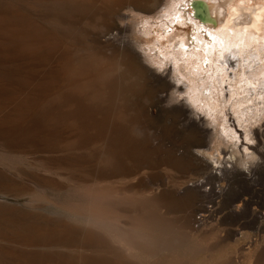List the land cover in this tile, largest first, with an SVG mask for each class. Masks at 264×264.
Returning a JSON list of instances; mask_svg holds the SVG:
<instances>
[{"label":"bare ground","instance_id":"obj_1","mask_svg":"<svg viewBox=\"0 0 264 264\" xmlns=\"http://www.w3.org/2000/svg\"><path fill=\"white\" fill-rule=\"evenodd\" d=\"M161 8L162 0H0V264H147L179 243L171 222L135 196L153 193L156 179L157 191L169 199L164 188L171 183L186 190L171 179L175 144L167 148V136L143 124L146 118L135 107L150 102L143 74L179 91L166 80L171 72L183 83L188 104L218 121L222 143L235 144L239 136L225 110L246 128L248 139L252 124L263 119L264 0L168 3L166 14L146 20L141 32L147 36L152 25L160 28L149 46L159 69L152 72L139 62L123 11L151 15ZM116 19L126 23L109 37ZM169 61L172 71L166 69ZM163 146L161 153L143 152ZM38 151L49 154L48 165L31 162ZM226 159L214 162V172L234 168ZM240 163L253 175V161ZM60 169L87 184L69 191L80 204L74 211L56 204L75 188ZM202 187L194 184L196 194L184 202L195 212L202 209ZM203 193L212 196L211 190ZM119 219L130 227L118 225ZM178 224L187 236L197 232L190 213Z\"/></svg>","mask_w":264,"mask_h":264},{"label":"rangeland","instance_id":"obj_2","mask_svg":"<svg viewBox=\"0 0 264 264\" xmlns=\"http://www.w3.org/2000/svg\"><path fill=\"white\" fill-rule=\"evenodd\" d=\"M162 1L164 3V8L157 10L151 15H144L143 13L139 12L132 13L131 11L127 10L123 11L129 15L128 23H130L131 27L130 34L132 35L133 39H135L132 43V46L134 51L138 53L139 56H141L139 62L142 64V66H144V68H148L152 72L159 71V69L152 60L149 46L155 42V34L160 32V28L152 25L147 36L142 35L141 32L144 30V22L146 20L150 23L158 21L160 17L166 14L165 12L167 10L168 3H172L173 0ZM114 23L115 25L113 24L112 29H110L111 35L109 37H112L116 32V28L124 25L126 21L116 19ZM133 23L136 24L133 26ZM133 27L134 32L132 30ZM175 30H177L178 34H180L178 29ZM174 38L175 36L172 38V40ZM162 40L165 42L164 39H161V41ZM165 48L167 49L168 46H165ZM230 59L231 61L229 62L232 64V67H234V59ZM166 69L169 71L173 70L171 61L167 63ZM142 71L146 73L145 70ZM228 71L230 72L231 69ZM143 75L145 77L143 82L146 83L143 85V88H145L143 93L148 96L150 102L136 103L135 105L137 106L135 107L141 111L140 116L142 117V121L143 118H146L143 124L146 123L147 125H145L148 126L150 130L154 132L156 130L157 133L167 136H163V138L160 135L164 139L163 144L165 143L167 148L171 147L170 149H173L172 147L175 144L173 152L176 157L175 160L177 159L176 164H174L175 161L172 163L170 162L169 164L172 166L173 164L176 165L177 167L175 166V168H177V171L170 172L172 176L171 179H173L174 182H181L180 184L185 183L182 185L185 187L184 189H186H182L184 191H181L172 188V183L169 186L167 185L168 187L166 186L167 188L164 189H166L168 194L172 195L169 199L167 198V195H163V190L157 191L156 184H159V181L156 179L154 180L155 185H153V193L150 191L151 194L146 196L145 193L147 192L144 191L143 194L141 193L139 195L138 193L135 195L137 198L142 197L145 205L149 207L153 213H157V217H163V220H169L173 226L172 233L175 235L177 234L176 236L180 239L179 243H176L173 245V247L171 245L170 248L169 246H166L170 250L163 252L164 254L161 253V256L157 262H154L153 260L147 264H264V103L262 109L263 119L260 118L261 120L253 123V126L250 125L252 126L251 128L253 130L252 135L249 133L250 139H248L245 134H242L244 133L243 130L246 128L242 127V125H239L237 122H235V119L231 118L234 117V114H231L230 110H225L227 111L225 115L226 121L228 122L229 126L235 130V133L239 131L236 133V135H239V138L237 137L234 142L237 146L235 144H231L232 142L222 143L218 140V135L216 132V127H219L216 126L218 125V121L213 118L211 119L209 115L201 112L200 110H194L188 104L183 83H176L174 77L171 76V72L170 76H167L166 80L170 85L177 84L178 88L181 89L179 91L175 88H169L163 83H151V75ZM183 80L187 82L185 79ZM224 85L225 83L222 86V90L224 93H226L227 90L225 91L223 88L226 89L227 87ZM188 117L194 119L193 122L192 120L189 121ZM201 118L202 120H200ZM251 140L253 141L251 142ZM250 144L251 146H249ZM163 147L156 148L154 150L144 149L143 152L161 153V151L165 150V147ZM42 152L43 151H38L31 155V162L36 165H48L49 161L47 159L49 154L47 155V153ZM249 153L252 155H249ZM182 154L183 156H180ZM248 155L249 157H247ZM228 156L231 158L230 161L233 163L234 168H229L226 171L220 170L218 172H214V162L225 163L228 160L226 159ZM241 160H251L256 164L253 175L252 173L251 176L246 174V172L243 170V166H241ZM190 161L194 162L196 166H190L188 163ZM149 163L155 164L156 162L148 161L147 164ZM164 168L169 169L170 167L167 165H162L161 169ZM60 170L65 180L68 181V179H70L69 183L75 188L70 186L71 188L69 187L70 189L66 191L67 193H62L61 196L55 200L56 204L59 203L57 202L59 200L62 202V204H65L62 206L60 202V204H58L59 206L61 205V207L70 210L73 208L74 211L77 209V207H79L80 204L77 203V197L73 193L70 194L69 191H74L76 188L77 190H84V187H86L87 184L80 181L74 172L64 171V169ZM177 177L178 180H175L174 178L177 179ZM171 179H169V181H171ZM73 181H75V183ZM200 182L203 183V187L199 190L201 196L198 197L200 198L199 205L202 206V209L199 212H195L194 207H191V204L184 202H186L185 200L187 198H190V196L196 194V191L193 190L192 186ZM81 185L84 187L81 188ZM209 190L212 191V196L207 195V197H205L206 195H204L203 191L209 192ZM75 193L77 194L76 190ZM66 195L68 198H66ZM69 195H74L76 198L71 200L72 197ZM168 199L171 203L168 202ZM179 201L181 203H179ZM66 203L69 206H67ZM185 213H190L192 215L193 226L194 228H197L195 235L190 234L187 236L184 234V230L179 228L178 222L186 215ZM177 219L179 221L176 223L175 220ZM125 221L126 220L119 219L116 220V223L120 226L130 227V225H127V222ZM179 253L180 255H177ZM105 263L113 264V261L108 260Z\"/></svg>","mask_w":264,"mask_h":264}]
</instances>
